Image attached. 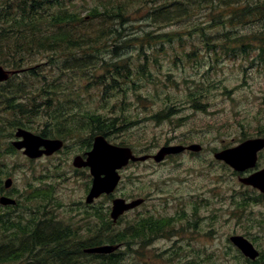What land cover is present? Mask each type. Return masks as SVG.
Segmentation results:
<instances>
[{
    "label": "rangeland",
    "instance_id": "374dc122",
    "mask_svg": "<svg viewBox=\"0 0 264 264\" xmlns=\"http://www.w3.org/2000/svg\"><path fill=\"white\" fill-rule=\"evenodd\" d=\"M86 1L91 2L71 0L66 5L77 8L76 11L85 15L86 10L80 11V8L87 5ZM143 14L144 11H141L132 16V20L139 21L124 27H135L138 31L151 29L141 21ZM205 17L204 9L182 24L200 23ZM262 18L263 21L254 20L235 27H238L239 33L250 30L264 32ZM176 27L178 24L167 26L164 30ZM223 28H213L209 34L222 35ZM211 35L206 41L208 47L165 45L162 51L144 48L148 52L161 53L156 58L158 65L149 64L157 83L135 81L136 91L130 89L124 103L112 105L103 102L101 88L97 86L89 95V88L85 87L88 79L81 77V72L60 74L56 67L58 61L53 57L49 61L48 55L40 53L32 55L24 65L22 63L21 69L34 67L36 74L23 69L25 72L11 77L7 87L12 84V88L8 91L4 89L5 96L18 93L15 88L18 81H24L35 94L42 84L47 83H51L54 91L49 98L38 96L35 108H32L36 110V115L22 117L23 121L36 129L54 128L45 126L51 119L47 104L51 112L62 110L73 113L75 122L71 130L75 131L58 137L64 139L66 146L51 156L29 159L18 150L7 152V144L11 145L15 139V130L7 121L12 113L0 107V119L4 120L0 140V164L4 170L1 188L3 180L10 178L12 183L9 188H4L8 193L5 195L16 200V210L4 208V211H12L22 224L34 221L33 216L41 215V231L57 233L54 228L61 227L62 231L56 235H68V249H73L84 264L94 263L97 258L83 253V248L87 246L78 245V240L89 244L91 240L105 239V221L110 219L105 213L102 230L94 227L99 223L96 218L85 216L83 219L85 210H92L80 203L91 183L85 171L74 170L72 159L81 153L89 136L97 132L91 134L88 129L80 128L79 125L84 124L81 114L95 110L107 116L117 115L119 119L128 116L129 120L122 126L117 119L121 126L118 130L97 131L107 141L129 146L137 154H155L166 145L199 144L202 149L190 154L170 155L158 163H131L120 170L122 177L114 196H150L148 203L137 211L136 221L145 218L143 216L166 221L162 231L154 238L140 244L135 238L130 243V250L120 244L114 252L122 253L123 264H184L187 261L198 264H248L229 240V236L234 234L248 238L260 252L258 264H264V199H256L255 193L242 186L228 169L220 167L222 164L215 161L212 155L213 151L233 146L243 138L264 136V60L257 55L261 51L257 42L245 55L224 54L221 45L213 47L216 38ZM194 38L199 40V37ZM136 50L134 47L120 49L130 60L140 58L134 55ZM193 50L198 53L193 62L173 64L170 57L162 54ZM108 57L102 55L103 59H110ZM127 85L132 86V82L126 81L123 87ZM109 101L112 102L111 99ZM114 127L118 128L116 124ZM261 163L264 164V158ZM108 199L104 196L97 204L106 208L111 205ZM44 217L52 221L45 222ZM131 220L132 214L129 213L118 223L110 221L107 225L110 232H120L129 228ZM13 233L10 230L0 232L2 247L12 242L17 244L9 239ZM52 246L42 244L41 248L52 249ZM51 252L54 253L53 250ZM234 254L243 257L234 259Z\"/></svg>",
    "mask_w": 264,
    "mask_h": 264
},
{
    "label": "trees",
    "instance_id": "16d2710c",
    "mask_svg": "<svg viewBox=\"0 0 264 264\" xmlns=\"http://www.w3.org/2000/svg\"><path fill=\"white\" fill-rule=\"evenodd\" d=\"M68 1L71 3V0H0V64L12 70H21L4 83H0V107L5 112L12 113L7 119L12 130L22 127L37 132L39 129L26 124L22 117L36 115V110L32 108H35L34 103L38 96L49 98L54 92L51 83L42 84L35 94L27 88L24 81H18L15 84L18 93L14 96L4 95V89L8 91L12 88V84L7 87L11 77L19 76L25 71L33 72L32 75L36 74L34 67L20 68L22 63L24 65L35 54H46L49 61L52 57L55 58L58 61L57 70L62 75L81 72V77L88 79L85 87L89 88V95L93 91L92 88L97 86L101 88L103 102L110 105L116 102L124 103L129 90L136 91L135 81L147 80L157 83V78L150 70L149 64L158 65L156 58L161 53L148 52L144 48H156L162 51L165 45L179 48L208 47L206 41L211 35L210 30L218 26L224 27L223 33L211 35L216 38L213 47L221 45L224 54L245 55L257 42L256 45L261 50L257 55L264 60L263 30L239 33L238 27H235L254 20L263 21L264 0H91V2L86 1L87 5L80 8V11L86 10L85 15L76 11L77 8L67 6ZM204 9L206 14L204 21L193 22L189 26L182 24ZM141 11H144L141 21L151 29L138 31L135 27H124L125 24L139 21V19L132 20V16ZM175 24H178L175 29L164 30L167 26ZM194 37H199V40ZM127 47L136 48L134 55L140 58L130 60L125 57L120 49ZM102 49L108 52L104 53ZM103 54L109 55L110 59H103ZM162 54L164 57H170L174 64L196 61L198 53L193 50ZM81 80L85 79L81 78ZM126 81L132 82V86L123 87ZM136 84L138 85L137 82ZM45 106L51 118L45 126H53L54 130H57L54 133L57 137L71 133L61 134L62 132L58 130L73 129L74 114H70L69 111L64 113L62 110L51 112L47 104ZM81 115L84 124L79 126L88 130H118L129 120L124 114L125 117L119 119L117 115L107 116L95 110L86 111ZM117 119L120 120L121 126L118 125ZM115 124L117 129L114 127ZM3 126L4 120L0 119V140L3 136ZM41 130H46V134L52 133L49 127ZM45 133L41 131L40 135L44 136ZM10 134L12 136V133ZM6 150L15 151L10 144H7ZM2 173L4 170L0 164V187ZM15 206L7 207L14 210ZM150 219L152 225L148 226V230H146L147 219L143 218L136 224L134 235L139 244L148 238H154L162 231L161 220ZM33 220L22 224L12 211L3 212L0 208V232L13 231L10 241L21 240V243L12 242L9 246L0 247V264H84L73 249L67 250L65 242L68 235H56L62 231L61 227L54 228L58 230L57 233L55 231L44 233L39 226H34L38 222L34 218ZM109 222V220L105 221V239L102 243H121L130 250L132 239L130 225L123 231L110 232L107 225ZM44 237H47V243L57 246H52V249L44 248L50 252L49 259L33 257V250ZM93 256L97 259L92 264H123L120 252L93 254ZM241 257H243L241 254L232 256L234 259ZM184 264L198 263L187 261Z\"/></svg>",
    "mask_w": 264,
    "mask_h": 264
},
{
    "label": "water",
    "instance_id": "95a60500",
    "mask_svg": "<svg viewBox=\"0 0 264 264\" xmlns=\"http://www.w3.org/2000/svg\"><path fill=\"white\" fill-rule=\"evenodd\" d=\"M14 71L5 69L0 65V82L7 80ZM15 139L11 141V145L16 150H21L29 159H36L42 155H51L63 146V141L57 138H44L38 134L31 132L22 127H18L14 132ZM264 147V137L250 138L238 145L217 151L213 157L217 160L224 161L232 169L243 172L252 168L256 164L257 152ZM184 149L191 151H200L199 144L182 145H166L158 149L155 154L135 156L132 150L126 146H119L109 143L102 135L94 137L92 148L87 152L85 160L81 156H75L72 164L74 167H88L92 177L91 185L86 195L85 201L90 203L94 198L101 194H110L116 188L120 175L118 170L131 161H144L151 157L155 162H161L166 155L176 154ZM239 181L245 185H251L261 192H264V169L256 171L248 176L239 178ZM12 183L10 178L3 181V186L9 188ZM141 199L125 201L123 198H114L111 203L110 217L112 222H116L118 217L125 211L138 206ZM1 205H14L15 199L9 196L0 197ZM230 242L247 258L249 264H257L255 260L259 256V251L255 246L243 235L234 234L229 236ZM118 245L103 244L84 249L86 253L109 254L115 251Z\"/></svg>",
    "mask_w": 264,
    "mask_h": 264
},
{
    "label": "flooded vegetation",
    "instance_id": "af4514ba",
    "mask_svg": "<svg viewBox=\"0 0 264 264\" xmlns=\"http://www.w3.org/2000/svg\"><path fill=\"white\" fill-rule=\"evenodd\" d=\"M13 74H11L10 76H12ZM9 76V77H10ZM8 77V78H9ZM52 130H51V134H46L45 133V131L46 130H41V128H39V131L37 130V132H38V135H40V133H41V131H44V136H42V135H40L41 137H44V138H58L57 136H55V132H57V130H54V128H51ZM75 130H58V132H62L61 134H63V133H68V132H74ZM90 131V133L92 134V132L94 133V131H96L97 133H94L93 135H91V136H89V138H88V140L86 141V143L84 144V148L82 149V151H81V153H78V154H76L75 156H81L82 157V159L83 160H85L86 159V157H87V152L88 151H90V149L92 148V142H93V139H94V137L96 136V135H101L100 133H99V131H97V130H89ZM104 134V133H103ZM256 138L257 137H264V136H255ZM253 138V137H252ZM59 139H62V138H59ZM246 139H248V138H243L239 143H241L242 141H244V140H246ZM62 141H63V143H64V147L66 146V144H65V141H64V139H62ZM239 143H237V144H239ZM237 144H235V145H233V146H228V147H224V148H222V149H226V148H231V147H234V146H236ZM183 145V144H182ZM183 146H187V145H183ZM132 149V151H133V153L135 154V155H142V154H137L136 152H135V150L133 149V148H131ZM222 149H219V150H216V151H213V153H212V155L215 153V152H217V151H220V150H222ZM59 150H61V149H59ZM59 150H57L56 152H54L53 154H56ZM213 150H215V149H213ZM194 151H190V150H187V149H184L183 151H181L180 153H178V154H185V153H193ZM53 154H51V155H53ZM51 155H47V156H51ZM177 155V154H176ZM47 156H45V155H42L41 157H47ZM74 156V157H75ZM167 156H170V155H167ZM166 156V157H167ZM41 157H39V158H41ZM73 157V158H74ZM264 158V147L262 148V149H260L258 152H257V160H256V164H255V166L254 167H252V168H249V169H246L245 171H243V172H238V171H235L234 169H232L229 165H227L225 162H223V161H221V160H216V159H214L215 161H217L218 163H220V164H222V165H220V167H225L226 169H228L230 172H231V174H232V176L233 177H236V179H237V181L242 185V186H244V187H246V188H250L252 191H253V193H255V195H254V197L257 199V198H263L264 199V192H261L260 190H258L257 188H255V187H252V186H250V185H245V184H243V183H241L240 181H239V178H241V177H245V176H248V175H250V174H252V173H254V172H256V171H259V170H261V169H264V164H262L261 163V159H263ZM73 160V159H72ZM148 161H153L152 160V158H149V159H147V160H145V161H136V162H148ZM136 162H133V161H129V163L125 166V167H127L129 164H131V163H136ZM161 162H163V161H161ZM73 166V165H72ZM74 167V166H73ZM124 168V167H123ZM122 168V169H123ZM122 169H120V170H122ZM74 170L75 171H78V170H82V171H85L86 172V174L89 176V179H90V183H91V179H92V177H91V175H90V170H89V168L88 167H81V168H77V167H74ZM120 170H119V173H121L120 172ZM121 177H122V174H120V181H121ZM120 181H119V183H120ZM118 183V184H119ZM90 185V184H89ZM87 192H86V194H85V197H86V195H87V193H88V191H89V186L87 187V190H86ZM114 193V192H113ZM113 193H111V194H109V195H104V194H101L100 196H98L97 198H94L93 199V201L92 202H90V203H87L86 201H85V197H84V200L83 201H81L80 203H81V205L83 206V207H86V208H90V209H92L91 211H88V210H85V213H84V216H83V219H85V216H87V217H94V218H96L98 221H99V223H96V225L94 226L95 228L97 227V229H99V228H101V230L103 229V224H104V215H105V213L108 215V217H109V219H110V215H109V213H110V206H107L106 208H105V206L104 205H98L97 203H99V200L101 199V198H103L104 196H107L109 199L108 200H111L112 201V199L113 198H115V197H119V198H123V199H125L126 201H131V200H134V199H141V203L138 205V206H135V207H133L132 209H129V210H127V211H125L122 215H120L119 217H118V219H117V223L121 220V219H123L124 218V216L125 215H127V214H129V213H131L132 214V220H131V222H130V227H131V242L133 241V239H135V231H134V229L136 228V224H137V222L138 221H142V219L141 220H138L137 219V221H136V214H137V211L139 210V208H141L142 206H144L145 204H147L148 203V201H149V199H150V196H149V194H145V195H142V196H139V197H134V198H132L131 196H128V197H123V196H114L115 194H113ZM5 194H8L5 190H4V188L2 187H0V196L1 195H5ZM110 201V202H111ZM97 204V205H96ZM96 205V206H95ZM0 208H1V210L3 211V212H5L4 211V208L5 209H11V208H9V207H7V206H0ZM40 214V213H39ZM150 216V215H149ZM143 217H145L144 219H147L146 220V230H148V226H150V225H152L151 224V219L148 217V216H143ZM36 219V221L39 223V225H36V227H40V225H41V223H42V216L41 215H39V216H36V217H32V219ZM49 217H44V221L45 222H48V221H52L50 218V220L48 219ZM163 219V218H162ZM162 219H160L161 220V222H162V224L164 225V224H166V221H163ZM110 221H111V219H110ZM41 222V223H40ZM112 222V221H111ZM115 222V223H116ZM115 223H113V224H115ZM46 226L47 227H49L47 224H46ZM70 236V235H69ZM148 239H151V238H148ZM21 240H17V242L19 243ZM79 241V244L78 245H85V246H87V247H90V246H98V245H101L102 244V241H103V239H99V240H91L90 242H89V244L88 243H85V242H82V241H80V240H78ZM10 242V241H9ZM70 242H71V240H70ZM21 243V242H20ZM60 243L61 244H63L62 243V241H60ZM66 246H67V244L69 243V238H67V240H66ZM42 244H45V245H48L49 246V244H51V243H47V237H44L43 238V241H41V242H39V244H38V246L33 250V257H37V258H42V259H49L50 258V255H49V253L50 252H48V251H45L44 250V248L42 247L41 248V245ZM2 245V244H1ZM51 246H52V244H51ZM54 247H55V245H53ZM2 247V246H1ZM68 251H70V249H67ZM81 250V249H80Z\"/></svg>",
    "mask_w": 264,
    "mask_h": 264
},
{
    "label": "bare ground",
    "instance_id": "6f19581e",
    "mask_svg": "<svg viewBox=\"0 0 264 264\" xmlns=\"http://www.w3.org/2000/svg\"><path fill=\"white\" fill-rule=\"evenodd\" d=\"M64 147V143H63V146L61 147V149ZM1 196H6V195H1ZM0 196V197H1ZM2 245H1V242H0V247H1Z\"/></svg>",
    "mask_w": 264,
    "mask_h": 264
}]
</instances>
